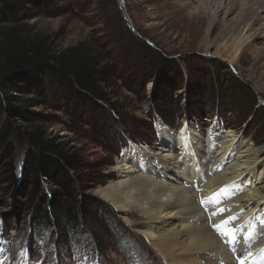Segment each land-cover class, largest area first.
<instances>
[{
	"label": "rangeland",
	"instance_id": "obj_1",
	"mask_svg": "<svg viewBox=\"0 0 264 264\" xmlns=\"http://www.w3.org/2000/svg\"><path fill=\"white\" fill-rule=\"evenodd\" d=\"M22 1L24 10L17 18L6 22L0 17V41L6 42L4 37L12 34L39 37L54 52L87 44L109 63L110 80L104 90L106 104L86 96L79 101L65 91L51 92L53 88L31 96L21 85L20 94L13 95L33 98L37 104L22 115L16 110L8 114L7 106H2L0 135H7L0 140V261L6 256L3 264H164L140 231L128 225L97 191L112 180L118 158L131 142L153 148L156 123H163V116L171 119L167 127L174 135L194 125L203 132L231 130L251 141L255 149L262 148L264 127L257 123L264 120V54L254 56L247 50L230 66L205 53V26L199 27L194 42L176 32H163L156 27L161 21L155 11L162 12L168 5L160 4L173 0ZM0 12H4L1 6ZM218 28L212 29V39ZM255 48L264 51L263 39ZM241 87L253 94L255 107L239 105ZM12 105L17 108L19 103ZM258 107L262 110L257 111ZM37 129L45 139L63 144L79 157L77 201L83 194L87 204L99 206L98 221L110 226L111 238L101 251H84L81 240L84 236L90 240L91 235L82 227L58 228L69 237H58L53 244L54 226L36 222L35 212H42V206L48 211L49 205L36 208L25 198L28 144L23 132ZM141 138L148 141L143 143ZM42 181L45 194L53 193L62 201L58 187L44 177Z\"/></svg>",
	"mask_w": 264,
	"mask_h": 264
},
{
	"label": "bare ground",
	"instance_id": "obj_2",
	"mask_svg": "<svg viewBox=\"0 0 264 264\" xmlns=\"http://www.w3.org/2000/svg\"><path fill=\"white\" fill-rule=\"evenodd\" d=\"M160 5L168 6L155 11L161 21L156 27L194 42L199 27L205 26V53L230 66L247 50L264 54L255 48L259 39L264 43V0H173ZM215 25L219 28L212 39ZM156 133L153 148L131 142L99 196L140 231L164 264H238L242 257L251 264L259 258L264 250V146L255 149L231 130L203 132L195 125L174 135L159 121ZM224 188L231 191L221 193V203L207 210L200 204ZM220 209L222 214L213 215ZM232 217H238L232 227L255 230L251 240L235 248L213 230Z\"/></svg>",
	"mask_w": 264,
	"mask_h": 264
},
{
	"label": "trees",
	"instance_id": "obj_3",
	"mask_svg": "<svg viewBox=\"0 0 264 264\" xmlns=\"http://www.w3.org/2000/svg\"><path fill=\"white\" fill-rule=\"evenodd\" d=\"M23 4L22 0H0V6L4 8V12H0V17L6 22L14 20L17 18L16 15L23 12ZM4 39L6 42L0 41V110L6 105L8 114H13L16 110V114L22 115L37 104L38 101L33 98L23 99L13 95L20 94L18 90L21 85V88L27 90L31 96H41L42 92L51 91L53 88L51 92L65 91L71 94L70 98L77 100L81 96H86L108 103L104 90L109 86L110 78L107 70L109 63L101 55L92 52L87 44L80 43L63 51L54 52L52 47L46 46L45 41L39 37L28 39L12 34ZM240 90L242 103L239 105L255 107L253 94L246 92L244 87ZM13 102L19 103V106L13 107ZM260 110L262 107L257 108V111ZM155 112L162 114L158 110ZM162 118L163 123L169 126L167 124H170L171 119L166 116ZM257 126L264 127V120H259ZM6 135L2 132L0 140L6 138ZM23 136L28 144L24 159L25 169L28 172L26 177L29 181L25 198L36 205V208L40 204L49 205L48 211L45 206H42L44 209L42 212L34 211L36 222L44 226L46 224L54 226L55 233L51 237L53 244L58 241V237H69L60 233L58 228L82 227L91 235L90 240L87 236L81 240L85 242L80 243L83 244V249L85 247L84 251H92L93 248L95 252L101 251L102 246L111 238L110 226L98 221L99 206L87 204L83 194L78 195L80 198L77 201L76 190L80 189L77 172L82 168L79 157L65 150L63 144L45 139L39 129L23 132ZM141 139L144 140L143 143L148 141ZM12 155V148L8 146L6 156L10 160L9 172L14 170ZM42 177L58 187L61 193L58 196L63 197L62 201H58L53 193L45 194ZM109 214L113 215L111 211ZM112 218L114 226L117 227L118 221ZM125 241L127 240L122 238V242ZM75 246L82 250V246Z\"/></svg>",
	"mask_w": 264,
	"mask_h": 264
},
{
	"label": "snow or ice",
	"instance_id": "obj_4",
	"mask_svg": "<svg viewBox=\"0 0 264 264\" xmlns=\"http://www.w3.org/2000/svg\"><path fill=\"white\" fill-rule=\"evenodd\" d=\"M230 189L229 188H224L221 189L220 193H216L214 194L210 199H208L207 201H205L204 199H201L200 204L205 207V209L207 210V208L209 207V205H218L219 203H221L220 200V195L221 193H223L224 195H228L230 193ZM224 210L220 209L219 212L217 213H213V215H218V214H222ZM211 219V218H209ZM238 217H232L228 220L223 221L220 224H216L213 225V230L222 238L225 239L226 242L232 246L233 248H235L236 245L242 243V241L244 240H251L253 238V235L255 233V230L250 231V232H246L245 228L243 226L240 227H232L233 223L235 220H237ZM261 225L264 226V220H262ZM247 257L251 258L252 257V253L248 252L247 253ZM0 264H3L2 261H0ZM238 264H249V260L247 258H241L238 261ZM251 264H264V250H262L261 255L259 258L257 259H251Z\"/></svg>",
	"mask_w": 264,
	"mask_h": 264
}]
</instances>
